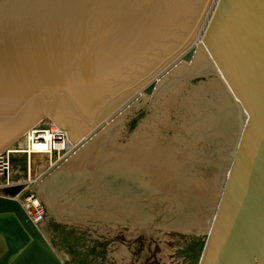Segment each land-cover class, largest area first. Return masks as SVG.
Instances as JSON below:
<instances>
[{
    "label": "water",
    "instance_id": "obj_1",
    "mask_svg": "<svg viewBox=\"0 0 264 264\" xmlns=\"http://www.w3.org/2000/svg\"><path fill=\"white\" fill-rule=\"evenodd\" d=\"M196 37L213 67L165 82H217L234 131L199 264H264V0H0V155L44 116L74 144L142 84L153 96L170 61L189 65ZM175 87L135 119L130 150L112 142L120 155L154 151L186 92ZM29 196L0 197V264H66L21 206Z\"/></svg>",
    "mask_w": 264,
    "mask_h": 264
},
{
    "label": "rangeland",
    "instance_id": "obj_2",
    "mask_svg": "<svg viewBox=\"0 0 264 264\" xmlns=\"http://www.w3.org/2000/svg\"><path fill=\"white\" fill-rule=\"evenodd\" d=\"M172 73L160 84L177 76ZM148 84H142L107 114L95 130L91 128L84 141L81 138L85 134L77 140L73 152L67 153L68 148L53 149L51 158L39 154L30 158L21 152L4 160L8 174L0 176V197L13 196L19 200L25 191L31 192V196L20 202L24 205L37 202L44 208L46 219L39 228L44 229L41 232L48 239L55 240L66 264H199L207 240L205 230L229 165L225 152L234 136L232 128L221 122L224 117L221 112L227 111L224 108L228 105L223 108L217 104L220 96H227L211 94L210 99L208 95H200L194 106L197 111H191L185 104L196 98L188 90L180 96L179 100H183L176 105L180 107H176L177 112H166L171 114L163 119L168 120L169 127H162L163 134L153 145L157 152L152 153L149 165L158 161L164 164L163 152L168 156L174 151L180 155L181 160L175 161L181 162V166L175 173L171 166L174 162L170 161L168 173L160 175L159 169L157 172L147 166L148 170L139 169L140 153L120 155L122 152L116 149L124 152L127 142H134L131 136L138 125L135 119L143 117L152 104L157 105L151 103L155 95L142 94ZM209 90L207 94L212 92ZM199 102L204 109L198 110ZM137 107L138 114L133 116ZM51 120L49 116L42 117L24 134L40 121L53 123ZM182 126L184 134L177 132ZM20 137L10 147L18 148ZM113 141L115 149L111 146ZM141 150L148 153L144 143ZM69 164L68 171L56 178ZM162 164L161 168L166 170ZM141 183H145L143 189ZM11 190L16 192L9 195ZM191 217L196 224L186 229L184 225H189ZM177 223L182 228L176 229Z\"/></svg>",
    "mask_w": 264,
    "mask_h": 264
},
{
    "label": "bare ground",
    "instance_id": "obj_3",
    "mask_svg": "<svg viewBox=\"0 0 264 264\" xmlns=\"http://www.w3.org/2000/svg\"><path fill=\"white\" fill-rule=\"evenodd\" d=\"M193 47L195 48V50H196V53L194 54V57H193V60H192V62L189 64V65H187L186 66V69H179V68H176L177 66L179 67V65L182 63V61H181V56H178L177 58H175L174 60H172V61H170L167 65H166V67L165 68H162L157 74V76L155 77V79H154V81L156 82V89H155V92H154V94H153V96L155 95V97L153 98V103L154 104H156L157 103V105L158 104H160L159 103V100L162 98V97H164V96H166L170 91H172V90H175V86H178V87H185L186 88V91H188V90H190V91H188V92H190V94H191V96H193L194 98H196L195 100H192V99H189V101H188V99H187V103L184 105L183 104V107L185 106L186 107V109L187 108H189L191 111H193V110H195V111H197L195 108H194V106H195V103L197 102V100H199V99H201L199 96L200 95H208V97H209V95H211V94H213V95H217L218 97L220 96V93H221V95L223 94V92H224V87H222L221 86V88H220V86L217 84V82L215 83V82H212L211 81V83H206L205 85L204 84H202V85H198L197 87L196 86H191L189 83H187L186 81H181V83H174V84H170V85H167V82H165V84L163 83L162 85L160 84V81L169 73V72H172L173 71V73H172V75H174V73H175V75L177 74V75H179V74H181V75H179V77H182V76H189V75H191V76H193V75H195V74H200V73H203L206 69H205V67L207 66V65H210V66H212V60H211V58H210V56L208 55V53L206 52V50H205V48H203L202 47V40L201 39H199V38H197L196 37V39H195V42H194V44H193ZM179 60V61H178ZM178 61V62H177ZM171 65H173V66H171ZM213 67V66H212ZM216 69V68H215ZM216 71H217V69H216ZM171 75V76H172ZM174 75V76H175ZM190 77V76H189ZM172 78H170V80H171ZM174 86L173 88H168V86ZM202 87H204V89L202 88ZM209 89H211V91L212 92H210V94H207V92L208 91H210ZM228 89V88H227ZM225 90H226V88H225ZM206 91V92H205ZM178 92V91H177ZM227 93H228V95H229V92L227 91ZM212 95V96H213ZM231 95V94H230ZM229 95V97L231 98V96ZM190 97V96H189ZM198 97V98H197ZM207 97V96H206ZM193 98V99H194ZM210 98V97H209ZM186 99V98H185ZM211 99V98H210ZM233 98H231L230 100H229V98H225L224 97V95H222V97L220 96V100L217 102V104H219V105H221L223 108L226 106V105H228L227 106V108H224L225 110H227V111H229L231 114H232V112H233V105H232V102L233 101H231ZM183 100V99H182ZM181 99H180V101H182ZM228 101V102H227ZM207 102V101H206ZM180 104H182V102H180ZM201 104L202 103H200L199 102V104H197L199 107H198V110L201 108V110L202 109H204V108H202L201 107ZM207 105V104H206ZM230 105H231V107L232 108H230ZM178 106H180V105H178ZM177 107V106H176ZM184 107V108H185ZM217 107V106H216ZM177 108H180V107H177ZM184 108L182 109V110H184ZM221 108V107H220ZM219 110V108L217 107V111ZM222 110V109H221ZM221 110L219 111V112H221ZM175 111V110H174ZM179 111H180V109H179ZM167 112V111H166ZM165 112V113H166ZM177 112V111H176ZM188 112V111H187ZM111 113V112H110ZM109 113V114H110ZM108 114V115H109ZM183 114V113H182ZM190 116V115H189ZM107 117V116H106ZM106 117H104L102 120H100L95 126H94V130L97 128L96 126L97 125H99L100 123H103L105 120H106ZM186 117H188V116H186ZM109 118V117H108ZM166 118V117H165ZM188 119V118H187ZM190 119H192V117L190 116ZM52 121V120H51ZM168 121V120H167ZM183 121V120H182ZM225 121H227V120H225ZM180 123V122H179ZM186 123V122H185ZM178 124V123H177ZM180 126V125H179ZM93 129V128H92ZM177 129H178V127H177ZM64 132H67V131H65V130H62V129H60L57 125H56V123L53 121V123L51 122V123H47V122H43V121H40V124H38V125H36V126H34L27 134H24V135H22L21 137H20V139L17 141V143H19V145H18V148H15V147H10L8 150H6V151H8V152H6V151H3V153H6L7 155H10V154H16V153H21V152H23V153H27L29 156H30V158H31V156H33V155H46V156H48L49 158H51V156H52V153H53V149H56V150H62V148H68V150H67V153H70V152H73L74 150H75V147L77 146V142L78 141H76L74 144H72V142L69 140V138L67 137V135L64 133ZM92 132V131H91ZM91 132H87L86 134H85V136H83L82 138H81V140H83L84 141V139L88 136V135H90V133ZM91 140L89 139V142H90ZM88 144V143H87ZM143 144V143H142ZM142 144L140 145V147H139V149H138V153H140V155H141V164L140 163H138V167L140 166L141 168H139L141 171H142V169H145V170H152V172H154V170L157 172V170L159 169L160 171H159V173H160V175L161 174H165V173H168V171H167V169H168V167L167 166H169V163H172V162H174V164H172L171 166H173L172 168L175 170V173L176 172H178V170H179V167L181 166V162H179V163H177L178 161L177 160H181V158H179L180 157V155L178 154V153H174V151H173V153H171L170 155H166V153L165 152H163V155H164V157L161 159V161L164 163V164H162L161 162H157L156 164H154V162H152V164L155 166H153V165H149L150 164V162H151V159L153 158V155H152V153L153 154H155L157 151H149V150H147L148 151V153L146 152L145 154H144V152L141 150V146H142ZM12 145V144H11ZM173 147H174V145H173ZM84 148V147H83ZM147 148V147H146ZM17 149H19V150H17ZM165 149H169V148H165ZM83 150V149H82ZM141 150V151H140ZM159 152V154L160 155H162L161 153H160V151H158ZM144 154V156H143V154ZM79 154V153H78ZM134 154V153H133ZM73 155V154H72ZM130 155V157L132 156L131 154H129ZM12 156V155H11ZM134 156H135V154H134ZM36 157V156H35ZM156 157V156H155ZM28 158V157H27ZM177 159V160H176ZM76 160H77V158H76ZM164 160V161H163ZM177 162H176V161ZM170 161H172V162H170ZM28 162V161H27ZM51 162V161H50ZM49 163V162H48ZM52 163V162H51ZM163 165V166H165L164 168L166 169V170H163L162 168H161V164ZM52 165V164H51ZM122 165V164H121ZM145 165V166H144ZM146 166H147V168H146ZM50 167V166H49ZM68 168H70V164L68 165V166H66L60 173H57L56 174V178H57V176H59V177H61V175L65 172V171H68L67 169ZM160 175H158V177H160ZM166 177H168V176H166ZM144 184L145 183H143V185H142V183H141V188L143 189L144 188ZM149 190H152L151 189V187L149 188ZM97 198H98V196H97ZM100 202H102V201H100ZM105 202V201H104ZM218 203V202H217ZM108 205V204H107ZM111 205V207H112V204H110ZM117 205V204H116ZM21 206L23 207V209H24V211L27 213V214H30L31 212H28L29 211V207H28V205L26 206V205H24L23 203L21 204ZM114 206V205H113ZM108 207V206H107ZM120 207V206H119ZM216 207H217V205H216ZM115 207H113L112 209H114ZM27 209H28V211H27ZM117 209V208H116ZM115 209V210H116ZM200 209V208H199ZM108 210H110V209H108ZM118 211V210H117ZM120 211V210H119ZM117 213H119V212H117ZM120 213H121V211H120ZM121 215V214H120ZM190 217V216H189ZM132 218V217H131ZM136 217H134V219H135ZM137 220H139V219H137ZM193 217H191L190 218V220H189V218H188V223L187 224H189V225H187V226H185L186 224H185V222H182L183 223V225H184V227L187 229V228H191L192 226H191V224L193 223V224H196V220H193ZM184 221V220H183ZM186 221V220H185ZM212 221H213V215H212V218L210 219V222H209V224H208V226H207V228H206V230H205V232L207 233V236H208V234L210 233V230H211V227H212ZM131 222V221H130ZM133 222H134V220H133ZM136 222V221H135ZM178 225H177V227H176V229L178 228V229H180V228H182V227H180V225H179V223H177ZM181 224V223H180ZM189 226V227H188ZM201 228V227H200ZM201 230V229H200ZM196 231H199V229H197ZM42 233V232H41Z\"/></svg>",
    "mask_w": 264,
    "mask_h": 264
},
{
    "label": "built area",
    "instance_id": "obj_4",
    "mask_svg": "<svg viewBox=\"0 0 264 264\" xmlns=\"http://www.w3.org/2000/svg\"><path fill=\"white\" fill-rule=\"evenodd\" d=\"M8 155L6 153H2L0 155V176L7 175L8 174V168L4 165V160H7ZM1 178V177H0ZM31 198V197H30ZM30 198L27 199V201H30ZM25 201V200H24ZM29 207L30 214H27L31 221L34 223L35 226L39 227L44 220L46 219V213L44 208L39 205L37 202H31L27 204ZM26 205V206H27Z\"/></svg>",
    "mask_w": 264,
    "mask_h": 264
}]
</instances>
